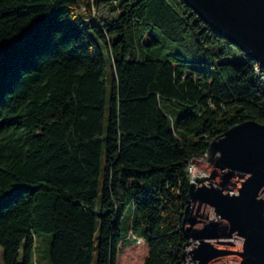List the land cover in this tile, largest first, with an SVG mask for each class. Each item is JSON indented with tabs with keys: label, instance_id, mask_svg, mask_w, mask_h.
<instances>
[{
	"label": "trees",
	"instance_id": "16d2710c",
	"mask_svg": "<svg viewBox=\"0 0 264 264\" xmlns=\"http://www.w3.org/2000/svg\"><path fill=\"white\" fill-rule=\"evenodd\" d=\"M257 64L187 0H0V264L45 231L51 264H184L191 160L264 122Z\"/></svg>",
	"mask_w": 264,
	"mask_h": 264
},
{
	"label": "water",
	"instance_id": "95a60500",
	"mask_svg": "<svg viewBox=\"0 0 264 264\" xmlns=\"http://www.w3.org/2000/svg\"><path fill=\"white\" fill-rule=\"evenodd\" d=\"M221 34L264 66V0H187ZM211 174L190 182L184 264H264V122L215 137Z\"/></svg>",
	"mask_w": 264,
	"mask_h": 264
},
{
	"label": "rangeland",
	"instance_id": "374dc122",
	"mask_svg": "<svg viewBox=\"0 0 264 264\" xmlns=\"http://www.w3.org/2000/svg\"><path fill=\"white\" fill-rule=\"evenodd\" d=\"M99 14L104 18H114L116 16L115 14L108 11V9H104ZM242 57H243L242 53L236 52V54L231 59L240 60L242 59ZM195 161L197 164L196 176L201 175L202 173L211 174L214 162L212 160H209L208 156L205 155V157L197 158L195 159ZM130 225H132L131 211L128 210L122 219V233L124 236H127ZM51 237H52V232L50 231L49 232L45 231L37 235L36 251L38 254L39 264H51L48 259V250H49ZM132 246L133 247H131L132 248L131 257L124 261H121L120 258L118 264H140L141 257L143 255L142 246L139 244H134ZM124 250L125 248L123 247L122 252H124Z\"/></svg>",
	"mask_w": 264,
	"mask_h": 264
},
{
	"label": "built area",
	"instance_id": "2783aa9c",
	"mask_svg": "<svg viewBox=\"0 0 264 264\" xmlns=\"http://www.w3.org/2000/svg\"><path fill=\"white\" fill-rule=\"evenodd\" d=\"M255 71L259 75V77L264 80V66L259 62L255 66ZM196 170H197V164L196 161L193 159L191 160L190 166H189V172H190V181L194 180L196 177Z\"/></svg>",
	"mask_w": 264,
	"mask_h": 264
}]
</instances>
